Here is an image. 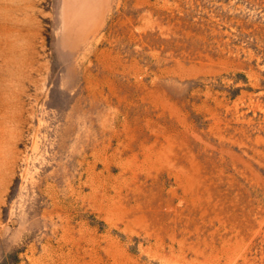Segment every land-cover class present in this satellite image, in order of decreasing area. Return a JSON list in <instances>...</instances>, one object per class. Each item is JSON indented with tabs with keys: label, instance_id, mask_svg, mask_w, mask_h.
I'll return each instance as SVG.
<instances>
[{
	"label": "rangeland",
	"instance_id": "1",
	"mask_svg": "<svg viewBox=\"0 0 264 264\" xmlns=\"http://www.w3.org/2000/svg\"><path fill=\"white\" fill-rule=\"evenodd\" d=\"M0 264H264V0H0Z\"/></svg>",
	"mask_w": 264,
	"mask_h": 264
}]
</instances>
